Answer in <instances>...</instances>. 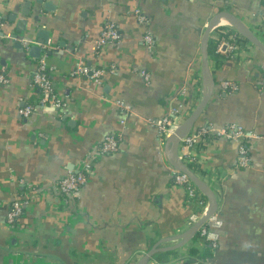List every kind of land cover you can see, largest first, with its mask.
<instances>
[{"label": "crops", "instance_id": "obj_1", "mask_svg": "<svg viewBox=\"0 0 264 264\" xmlns=\"http://www.w3.org/2000/svg\"><path fill=\"white\" fill-rule=\"evenodd\" d=\"M221 10L242 18L264 42V0H0V73L9 79L0 84V264H136L154 246L181 242L204 208L188 204L187 191L175 186L155 122L174 121V111L189 115L199 103L202 35ZM108 23L122 37L99 46ZM23 38L41 51H26ZM243 45L223 66L211 61L217 88L199 125L240 126L250 166H238L239 142L223 136L206 137L201 153L179 148L197 156L201 178L221 191L212 238L195 237L147 264H264V53ZM77 55L105 68L102 83L74 75ZM42 57L65 102L61 110L41 107L32 85ZM224 81L237 89H221ZM30 104L35 111L24 117L20 108ZM110 134L118 151L93 159L88 182L60 209L58 183L80 171ZM32 188L36 197L8 223L12 199Z\"/></svg>", "mask_w": 264, "mask_h": 264}, {"label": "built area", "instance_id": "obj_2", "mask_svg": "<svg viewBox=\"0 0 264 264\" xmlns=\"http://www.w3.org/2000/svg\"><path fill=\"white\" fill-rule=\"evenodd\" d=\"M135 13L138 17V21L140 24H147V17L140 9L135 10ZM262 29L264 30V12L262 13ZM4 26V16L0 12V32ZM232 31V34L228 33L227 35L220 33L217 35L218 45H217V53L224 56L225 58H232L238 55L239 51L244 48V43L240 40V37H235L237 34L233 29L227 28ZM7 39H12L13 36L11 34L5 35ZM121 31L117 27V25L108 23L102 29V34L99 38V46L105 45H114L118 43L121 39ZM143 41L146 47L149 50H153V38L149 34H146L143 37ZM25 46L26 51L29 52L31 46L36 45L31 39L23 38L22 41ZM149 44V45H148ZM152 48V49H151ZM77 63L74 71V75L77 77H87L97 84L102 83L104 75L106 74L105 68H95L89 66L83 57L77 55L76 56ZM37 64V69L35 70L32 77V85L40 91L39 102L40 106L46 109L52 110H61L64 108L65 102L62 100L59 93L55 90L50 71L48 69L47 63L45 61V57H42ZM145 77L148 78V74L144 73ZM9 81L8 77L4 72L0 73V84H6ZM264 84V83H263ZM264 87V85H263ZM221 89L225 91H233L237 89V84L235 82L224 81L221 84ZM185 91L180 94H184ZM118 104L121 108L125 109V111H130V108L124 104V102L118 101ZM35 111V106L33 104L26 105L23 108H20V114L24 117L30 116ZM180 112L174 111L172 116L176 118V114ZM183 113V112H182ZM183 114V118H186L188 115ZM61 116V114H60ZM155 125L159 128L162 136L161 138L166 142V140L174 133L175 124L172 120L171 116H165L163 119L155 122ZM217 135L223 136L236 142H239V167H249L251 163V159L248 154V150L245 146L244 141L248 139V134L237 125H229L219 129H215L212 126L202 125L195 127L187 136H185L180 145V149H196L198 148L199 142L208 137L209 135ZM119 139L116 135L110 134L107 135L104 140L96 145V149L93 153H89L82 166L81 170L78 172L70 171L64 178L60 180L57 186L58 190V206L59 208H64L67 205L68 197H77L80 194L81 188L88 182L89 174L92 172V161L95 158L103 156L105 154L113 153L118 151L119 149ZM179 149V150H180ZM181 149V150H182ZM204 149H199L198 152L201 153ZM180 160L183 163L188 165L190 162H194L197 160V156H191V154H179ZM189 166V165H188ZM192 169V168H191ZM193 170V169H192ZM171 175L174 178L175 186L179 188H184L187 191V201L188 204H195L197 206H203L204 210L202 216H196L193 218V224H195L199 219H201L209 209L208 200H204L202 196H204L198 188L194 185L189 176L185 173L176 171L174 169H170ZM34 193L29 195H16L14 199H12L9 212L7 214V222L10 224L16 223L20 220L21 216L24 212L25 205L31 201L32 198L36 197L38 194L35 188H32ZM67 207V206H66ZM81 219V216H76L77 221ZM210 222H216V214L209 220V222L200 230V238L201 239H211L212 234L209 230Z\"/></svg>", "mask_w": 264, "mask_h": 264}, {"label": "water", "instance_id": "obj_3", "mask_svg": "<svg viewBox=\"0 0 264 264\" xmlns=\"http://www.w3.org/2000/svg\"><path fill=\"white\" fill-rule=\"evenodd\" d=\"M18 29L25 31L27 22L25 20L19 21ZM221 27L231 28L238 35L245 38L248 42L253 44L262 53H264V42L261 38L244 22L242 18L234 14L229 10H221L215 13L206 29L203 32L201 40V98L197 106L191 111V113L183 118L178 116L174 120L175 130L174 133L166 140L165 143V158L170 169L185 173L192 180L198 190L207 198L209 202V209L206 214L199 219L183 236L181 242L178 244L167 247L158 248L154 246L148 252H146L136 264H147L148 261L158 252H167L178 249L191 240H193L200 230L209 222V220L216 214L219 206L218 197L213 188L204 181L195 171H193L188 165L182 162L179 158V148L182 139L187 136L195 127H198L202 115L204 114L208 104L213 98L216 88L217 80L212 68L209 44L212 39L213 33ZM43 31L38 34L41 36ZM17 37L16 34L12 35ZM40 44V42H39ZM44 44V43H43ZM30 52L37 54L41 51V48L31 46ZM40 55V54H39Z\"/></svg>", "mask_w": 264, "mask_h": 264}, {"label": "trees", "instance_id": "obj_4", "mask_svg": "<svg viewBox=\"0 0 264 264\" xmlns=\"http://www.w3.org/2000/svg\"><path fill=\"white\" fill-rule=\"evenodd\" d=\"M220 33L222 34H225L227 35L228 33L232 34V31L231 30H228L227 28L225 27H221V28H218L213 36H212V39L210 41V44H209V54H210V58H211V61L213 62V60H216V66L218 67H221L223 66L224 64V59H226L224 56L220 55L219 53H217V45H218V39L216 38L217 35H219ZM256 34L261 38V34H259V32L256 31ZM235 37L239 38L240 37V40L245 43V44H249L250 46H252L253 48L255 47L253 44H251L250 42H248L245 38L241 37L240 35L238 34H235ZM263 39V38H262ZM256 48V47H255ZM227 59H231V58H227ZM199 126V125H198ZM206 143H207V140L204 138L202 139L199 144H198V148H204L206 147ZM189 167L193 169V171H195L198 175H200V177L203 178V169H202V164L196 160L194 162H190L189 164ZM218 199L221 197V191L220 190H214ZM202 198L204 200H206V198L204 196H202ZM207 201V200H206ZM196 237H200V233H198L196 235Z\"/></svg>", "mask_w": 264, "mask_h": 264}]
</instances>
